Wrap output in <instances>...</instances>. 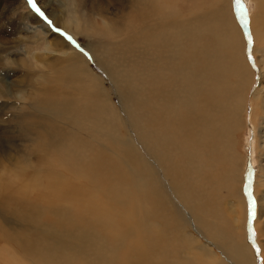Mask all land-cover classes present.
<instances>
[{"label":"bare ground","instance_id":"bare-ground-1","mask_svg":"<svg viewBox=\"0 0 264 264\" xmlns=\"http://www.w3.org/2000/svg\"><path fill=\"white\" fill-rule=\"evenodd\" d=\"M70 1L69 22L61 27L69 30L80 25L73 31L75 36H92L93 45L87 47L91 52L90 62L69 39L66 42L59 40L58 47L47 41L45 47L48 50L57 47L60 51L48 70L39 75L44 83L32 78L31 84L26 85L34 91L32 101L35 103L31 101L20 120L15 121L18 135L11 136L8 144L2 136L7 132L4 123L10 121L0 117V148L16 147L18 137L24 140L30 131L41 129L45 143L53 147V152L57 145V152L70 151L73 156L64 163L45 147L40 153L35 152L26 164L25 156L21 155L23 160L17 159L21 161L20 165H28L30 171L37 172L29 175L31 180L53 182L55 165H60L61 176L69 166H74L91 170L94 177H91L88 192L66 182L57 193H60V199H46L45 205L57 211L58 221L42 229L30 220L31 231L24 230L20 223L27 219L20 211L0 209V214L10 215L15 224L14 231L0 227L1 248L5 249H1L0 260L7 251L15 263H19L17 260L30 262L34 256L43 253V264H58L53 254L62 264H261L263 257L260 253L256 255L257 247L252 238L239 228L240 217L222 213L216 197L201 196L196 181L189 186L183 183L188 193L179 195L190 213L184 215L175 208L153 166L156 161L163 166H169V163L155 158L157 145L146 139L159 128L164 139L158 143L161 152L175 147L174 137L180 140L178 146L186 150V156L195 158L197 163L204 161V152L219 157L218 165L224 164L222 157H229L231 130L213 128L210 122L196 117L187 124L178 120L185 116L184 112L189 113L197 106L206 116L212 108H203L201 95L207 68L200 76L199 66L189 61V51L174 45V40L181 39L178 34L186 22L209 27L217 19L218 9L202 8L193 1L182 10L177 6L174 9L166 0ZM262 3L264 7V0ZM55 4L58 6L59 0L45 10L54 23L57 17ZM23 17L26 18L25 14ZM139 25L143 27L140 29ZM141 41H149V45L143 47ZM214 45L209 43L207 47ZM223 59L228 63L222 57L210 63ZM92 61L113 83L116 95L123 98L122 108L129 117L130 99L135 102L134 119L141 141H144L143 152L138 151L132 140L130 146L124 143L119 126L125 120L117 115L103 94V79L93 71ZM188 72L190 76H187ZM20 82L21 85L28 83ZM1 83L0 98L10 96L11 89H4ZM57 84H61L59 90ZM66 85L77 95L62 89ZM14 97L21 98L18 94ZM181 98H189L191 109L182 110ZM72 112L78 113L79 119L68 120L67 115ZM51 114L55 115L56 121L50 120ZM219 114L215 113L213 117L217 118ZM98 122L109 123L112 144L124 155L122 165L117 166V161H113V165L103 162L105 154L95 136ZM124 131L130 132V126ZM82 145L84 150L77 152ZM5 157L11 165H19L13 155ZM117 169L130 172V179L119 176ZM188 169L192 171L193 181L199 179V175L208 181L221 180L217 173L203 171L197 164L189 165ZM173 188L177 192L181 190L178 183H174ZM244 200L251 220L256 209L252 192ZM46 212L52 218L57 215ZM37 217L39 214L34 219ZM156 225L160 228L156 229ZM188 226L193 227L194 234L183 230ZM261 232L262 228L257 229V233ZM40 234L61 241V247L57 250L40 247L36 238L41 237Z\"/></svg>","mask_w":264,"mask_h":264},{"label":"rangeland","instance_id":"rangeland-1","mask_svg":"<svg viewBox=\"0 0 264 264\" xmlns=\"http://www.w3.org/2000/svg\"><path fill=\"white\" fill-rule=\"evenodd\" d=\"M166 1L171 3L174 9H176L174 6L181 10L185 9L193 1L199 7H212L219 11L217 19L209 27L197 22L184 23L185 25L178 34L181 39L177 41L175 38L174 40V45H180L181 48L189 51L191 54L189 61L199 66L200 76H202L203 69L207 68V77L202 83L201 95L203 96V108L208 106L212 108L209 116H206L197 106L189 113L184 112L185 116L179 117L178 120L180 122L185 121L187 124L196 117L206 123L210 122V126L213 128L231 130V152L227 159L222 157L225 160L223 165L217 164L219 157L207 152L202 155L204 161L197 163L195 158L186 156V150L178 146L180 140L174 137L172 142L175 147L171 150L167 148L161 152L158 143L160 140H164L161 137L163 132L156 128L146 139L157 145L155 158L166 160L169 163L167 164L169 166H163L156 161L153 166L156 169L157 177L164 186L165 192L174 202L175 208L184 215L190 212L184 208V202L179 196L181 193H188V188H183V183L189 186L196 181L200 186L201 196L216 197V202L219 204L222 213L240 217L239 228L252 238L253 244L257 247L256 255L259 253L262 255L263 262L261 264H264L263 0ZM56 2L57 0H0V83L2 82L1 85L5 86L4 89L9 88L12 91L10 96L0 98V117L10 121L8 124L4 123L7 132L2 136V139L6 144L9 143L11 136L18 135L17 128L14 126L15 121L20 120L22 113L27 111L32 102L35 103L32 101L34 91L28 89L26 85L31 84L32 78L44 83L43 78L39 79V75L45 73L49 64L53 63V59L57 57L56 54L60 51V48H57L59 40L66 42L69 39L72 46L90 62L91 52L87 47L93 45L92 36L78 33L75 36L73 31L80 25L69 30L61 27L69 22L67 12L71 11L69 7L71 1L59 0L60 4L58 6L55 4L57 7L56 23L47 17L45 10ZM23 14L27 19L23 17ZM241 18L245 20L248 36L240 21ZM138 27L141 29L143 26L139 25ZM248 37L250 44H248ZM99 39L104 40L105 38L100 37ZM47 41L53 47L56 45L57 47L48 50L45 47ZM209 43L215 44L214 47L208 48ZM140 44L143 47L148 46L149 41H141ZM221 57L226 58L228 63L225 59L215 64L210 63L219 60ZM42 62L44 63L41 64ZM91 67L103 79V94L108 97L117 115L125 120L119 126L124 137V143L130 146L132 140L138 146V151L143 152L145 150L144 141H141V134L138 132L134 119L135 102L130 99L129 117L122 108L124 105L123 98L119 94L116 95L113 83L104 73L99 71V66L95 61H92ZM188 71L193 74L190 69ZM190 72L187 73V76H190ZM24 73L27 76L24 77ZM22 80L28 83L21 85L20 81ZM57 87L59 90L61 84H57ZM62 89L68 91L69 94L77 95L67 85L63 86ZM15 94L20 95L21 98L14 97ZM181 101L182 110L191 109L192 103L189 98H181ZM158 108L162 112L161 108ZM215 113H220L217 118L213 117ZM67 116L68 120L79 119L76 112L69 113ZM49 118L51 121H56L53 114ZM92 123L94 126V121ZM97 126L98 133L95 136L105 154L103 162L105 165H113V161H117V166L122 165L124 155L112 144L109 123L98 122ZM127 126H130V132L124 131ZM88 139L91 140L92 138L89 137ZM15 145L16 147L12 148H0V156L3 158L0 161V209L20 211L23 217L27 219V221L24 220L20 223V227L24 230L31 231L28 227L30 220L42 229L43 226L58 221L57 211L53 210V207L45 205V200L48 198L60 199L58 198L60 193L58 195L57 193L66 182L88 192L92 183L91 177H94V174L88 169H77L74 166H69L65 174L61 176L60 165H55L57 169L53 182H34L29 175L37 172L30 171L28 165H20L21 155L25 156V163L27 164L36 154L35 152L40 153L41 149L47 147V151L52 153L53 147L45 143L44 132L41 129L30 131L25 135L24 140H19L18 137ZM214 147H217V144ZM56 148L57 145L52 155L64 163H67L68 159L73 156L70 155V151L59 153ZM68 148L74 152V149L69 145ZM83 150L82 145L77 152L80 153ZM7 154L13 155L15 160L20 157V160L16 162L19 165H11L9 159H5ZM192 164H197L203 171L217 173L221 180L208 181L199 175V179L193 181L192 171L188 169V166ZM140 166L137 165V167ZM82 171L85 172L84 176L81 175ZM117 173L121 177L130 179V172H121L117 169ZM174 183L179 184L180 191L174 190ZM250 192H252L256 202V209L251 220L249 219L250 214L246 212L247 204L244 200ZM55 209L60 211L59 208ZM42 211L45 212L42 213ZM46 211L55 212L57 215L52 218L48 216ZM37 214L41 218L37 217L35 220L34 217ZM0 227L14 231L15 224L10 215L0 214ZM159 228L160 226L156 225V229ZM259 228H262L261 233H257ZM183 230L188 234H194L191 226ZM1 236L0 234V253L1 249L5 250L1 248L3 246ZM40 236H36L40 247L47 246L56 250L61 247L59 238L60 242H57L48 236H44V234H40ZM8 253L5 251L0 264H43V253L34 256L30 262L17 260L19 263H15L16 260H13L12 255ZM256 255L253 254L254 258H257ZM53 257L58 264H62L58 256L53 254ZM204 258L206 259V257Z\"/></svg>","mask_w":264,"mask_h":264},{"label":"water","instance_id":"water-1","mask_svg":"<svg viewBox=\"0 0 264 264\" xmlns=\"http://www.w3.org/2000/svg\"><path fill=\"white\" fill-rule=\"evenodd\" d=\"M241 22H242V24H243V26H244V28H245V30H246V34H247V36H248V32H247V28H246V25H245V20H244V18H241V20H240ZM248 44H250V41H249V37H248Z\"/></svg>","mask_w":264,"mask_h":264}]
</instances>
